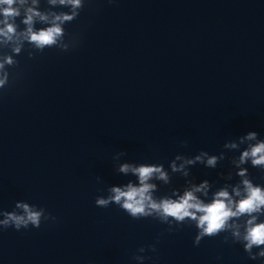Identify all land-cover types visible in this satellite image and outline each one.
Here are the masks:
<instances>
[{
	"label": "water",
	"instance_id": "1",
	"mask_svg": "<svg viewBox=\"0 0 264 264\" xmlns=\"http://www.w3.org/2000/svg\"><path fill=\"white\" fill-rule=\"evenodd\" d=\"M27 7L49 20L68 11L49 0ZM21 13L18 31L26 28ZM46 26L35 19L34 30ZM64 27L77 46L30 59L25 44L19 67L9 69L19 79L0 97V210L27 202L56 218L39 229H0V264H137L135 255L144 264H261L240 244L223 243L225 233L194 246V225L169 232L116 205L98 208L95 198L135 182L114 171L119 152L127 154L121 162L164 165L172 182H157V196L182 195L186 180L207 179L208 197L197 195L210 202L225 184L235 186L238 177L221 174L237 150L216 169L197 164L189 178L168 163L177 154L219 155L248 131L264 139V0H88ZM14 46L0 44V56ZM246 167L264 185V172Z\"/></svg>",
	"mask_w": 264,
	"mask_h": 264
},
{
	"label": "clouds",
	"instance_id": "2",
	"mask_svg": "<svg viewBox=\"0 0 264 264\" xmlns=\"http://www.w3.org/2000/svg\"><path fill=\"white\" fill-rule=\"evenodd\" d=\"M53 5L59 4L68 9L67 12L53 13L49 20L47 15H42L34 7H27L28 0H0V44H15L9 54L0 56V97L16 83L20 74L10 72L17 69L19 61L15 58L25 51V44L31 45L27 49L28 57L34 58L35 53H43L45 49L56 48L61 52H68L78 44V38L65 31V25L76 21L88 0H49ZM111 3L112 0H109ZM36 4V0H32ZM16 5H19L17 7ZM21 23L26 26L23 31H18L16 20L21 16ZM39 18L47 26L34 30L35 19ZM66 36L68 39L66 40ZM255 141V143H247ZM246 146L241 150V145ZM182 147H187V141L182 142ZM237 150L240 154L229 158L230 169L227 175L221 174V179L231 181L238 177L235 186L225 184L218 191L212 193L210 202L201 199L197 194L207 198L212 183L205 179L197 186L189 183L190 189L179 195L173 189L172 195L157 196L159 191L157 182L164 185L171 184V176L165 171L163 164L121 162V157L126 152H119L113 157L114 171L118 175L135 177V182L129 181L119 186H110L106 195L95 198V206L108 208L116 205L133 220L152 218L162 224L168 225L172 232L176 226L189 224L196 228L193 241L194 246H199L204 238L217 237L225 233L223 243L229 240L233 244H240L250 260L261 261L264 264V185L256 184L251 178L248 168L259 169L264 172V139L259 138L255 131H248L245 135L223 144V151L219 155H210L207 151H200L194 157L177 154L169 161L168 167L173 174H182L189 178L190 169L197 164L207 169H216L224 161L227 152ZM177 161H182L179 166ZM243 166V167H242ZM100 183L101 178L97 177ZM231 188V191H229ZM0 229L14 228L16 231L27 230L29 227L39 229L42 222L53 221L56 218L46 212V209L30 205L27 202H17L15 208L9 212L0 210ZM260 221V222H258ZM149 250L156 251L155 245H149ZM257 249L258 251H254ZM138 253L146 249L140 247ZM137 264H144L143 255L133 257Z\"/></svg>",
	"mask_w": 264,
	"mask_h": 264
}]
</instances>
